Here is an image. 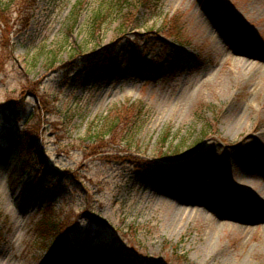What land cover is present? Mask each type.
<instances>
[{
    "label": "rangeland",
    "instance_id": "rangeland-1",
    "mask_svg": "<svg viewBox=\"0 0 264 264\" xmlns=\"http://www.w3.org/2000/svg\"><path fill=\"white\" fill-rule=\"evenodd\" d=\"M109 4L18 0L0 17V264H264V161L241 172L252 146L264 159V0H161L129 14L137 29L118 15L93 39ZM132 104L135 140L122 123L92 142ZM26 130L41 136L32 163ZM243 187L248 222L229 209ZM48 207L55 245L40 240Z\"/></svg>",
    "mask_w": 264,
    "mask_h": 264
},
{
    "label": "trees",
    "instance_id": "trees-1",
    "mask_svg": "<svg viewBox=\"0 0 264 264\" xmlns=\"http://www.w3.org/2000/svg\"><path fill=\"white\" fill-rule=\"evenodd\" d=\"M17 1L18 0H0V17L3 16ZM159 3H161V0H110L109 6L106 9H104L103 7L101 9H98V11L95 12L94 15H92L88 23L90 30H92L91 34L93 39H96L98 33H101L104 30V25L108 21L113 22V20L118 18V15H120L122 19L123 27H120L122 31H127L132 26H134L132 27L133 29H137L138 26L136 16L134 15V20H130L128 18L129 14L133 15L134 11L137 14V11L140 7H144V9L148 12L155 11L156 9L158 11L160 9L157 8L159 7ZM133 4L134 8H126V6H133ZM76 21L77 16L74 17V22ZM3 66L4 55L0 54V67L2 68ZM13 105L17 106L19 104L14 103ZM24 110L25 109L13 110V115L16 121H21V118H19L20 115L23 113L26 114ZM140 115V107L137 104H132L128 107V116L124 118L125 120H122L121 115L120 117L115 115L112 117L106 116L102 120L103 122H101V128H97L93 131L92 142L95 143V141L98 140L100 141L101 145V143L106 137L109 136L110 138H114L115 133H118L121 130L122 123H124V125H126L127 127L129 126L127 133H125L126 139H124L123 142L125 140H135V136L138 131V122ZM32 118L33 117H31V119ZM23 134L26 139L22 157L23 163H32L33 157L40 155L41 145L39 142L41 136L37 132H34V130H26V132H24ZM165 141H167V139H165ZM117 158L120 159V157L118 156ZM43 215V218L39 222V226L41 228L40 240L42 241V243H52V245H55L56 243L58 244L62 242V240L64 239V232L61 230V228H64V224H62V222H59V220L52 219V216L54 215V210L51 207L45 209L43 211Z\"/></svg>",
    "mask_w": 264,
    "mask_h": 264
},
{
    "label": "bare ground",
    "instance_id": "bare-ground-1",
    "mask_svg": "<svg viewBox=\"0 0 264 264\" xmlns=\"http://www.w3.org/2000/svg\"><path fill=\"white\" fill-rule=\"evenodd\" d=\"M239 54H245V50L240 48L238 50ZM255 53V52H254ZM258 55V53H255V56ZM253 58V56H252ZM248 62H252L251 60H247V63ZM244 124L242 122V120H239L235 125H233L231 128H230V132L234 131V130H237V128ZM254 132H255V137L256 139L258 140V142H260L261 144H264V124L261 123V124H258L256 127H254ZM260 148L262 149V146L258 147L257 145L255 146H252V148L249 149V151H245V159L243 161V164H242V169H241V172H244V171H247V170H250V171H255L253 169V167L250 166V160H253V161H257V163L259 165L263 164V161L264 159L262 158V154H260ZM219 159V158H218ZM261 163V164H260ZM262 166V165H261ZM217 168L215 169V174L212 175L211 173V178L212 179H215L217 180V183L216 185L218 187L221 186V189L223 188V184H222V181L224 179V171L225 170V166L219 162L216 166ZM210 174V172L208 173ZM261 180H263L262 178L261 179H258L257 180V183L255 185L256 187V190L258 191V194L261 196V198L264 200V182L262 183ZM245 185V184H244ZM216 186V187H217ZM234 200H233V204H231V207L229 208L230 210L233 209V211H235L236 215L238 216V218H241L243 219V221H249V215L248 214H245L246 210L244 211V209H241V205L239 204L240 201L242 202L243 199L247 198V200L251 203L249 204H252V198L249 196V194L246 192V190L244 189V187L238 191H236L234 193ZM227 214V211H224L223 212V216ZM247 221V222H248ZM112 263V260L109 261V264Z\"/></svg>",
    "mask_w": 264,
    "mask_h": 264
}]
</instances>
